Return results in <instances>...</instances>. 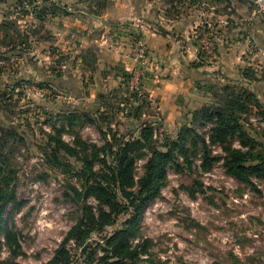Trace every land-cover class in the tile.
<instances>
[{
    "label": "rangeland",
    "instance_id": "374dc122",
    "mask_svg": "<svg viewBox=\"0 0 264 264\" xmlns=\"http://www.w3.org/2000/svg\"><path fill=\"white\" fill-rule=\"evenodd\" d=\"M150 29L185 48L178 59L189 67L179 83L204 100L177 123L167 122L158 100L142 89L146 80H162L161 54L146 38ZM243 35L250 39L239 64L226 52ZM183 36L197 48L193 63ZM141 43L145 60L138 58ZM115 55L132 66L121 72L108 63ZM138 72L139 90L132 81ZM245 91L255 96L246 102L250 114L239 115L247 148L239 132L224 136L214 124L192 121L215 98L236 93L246 100ZM0 140L2 262L47 264L55 257L83 218L68 194L80 190L87 164L110 177L122 158L132 168L127 192L136 198L155 152H171L160 193L131 240L139 255L129 264H264V177L245 183L225 167L232 151L248 153L245 167L264 158V0H0ZM87 205L96 219L101 208L110 213L95 198ZM112 214L114 223L94 231L87 244L103 245L132 218L131 211ZM66 250L70 264H85L75 242Z\"/></svg>",
    "mask_w": 264,
    "mask_h": 264
},
{
    "label": "trees",
    "instance_id": "16d2710c",
    "mask_svg": "<svg viewBox=\"0 0 264 264\" xmlns=\"http://www.w3.org/2000/svg\"><path fill=\"white\" fill-rule=\"evenodd\" d=\"M91 1L97 4L100 2V0ZM245 94L247 97L246 100L243 99L244 96H239L236 93L228 94L225 98H215L218 99L216 100L217 102L215 105L204 106L202 109L192 113V121L195 124L199 123V127L214 124L217 128L216 130L222 132L224 136H233L236 132H239V137L247 148L248 144L245 140L248 135L240 124L239 115L244 114L247 116L250 114L251 110L247 108L246 102H252L251 100L252 98L254 99L255 96L249 94L247 91H245ZM186 131L188 132L190 130ZM179 137V143L184 144V136L181 135ZM57 144L62 150L69 154L74 152L69 145L62 141H57ZM183 144L181 148H183ZM105 146L103 153L106 155V153L111 150L112 145L107 140ZM2 153L3 151L0 149L1 165L4 164ZM246 155L248 156V153L231 152L230 157L225 162L228 174L245 183L249 182L251 175L264 177V158L258 156L253 159V161L258 162L257 164L245 167L242 166L241 161H243L242 159ZM107 156H109L108 153ZM170 159L171 152L167 154L155 152V156L150 161L147 168L149 178L148 180H143L141 182L142 196L136 198H133V195L127 192V189H131V186H133V178L131 177V174H129L132 168L131 166H129V168H124L122 158L119 159V165H117V167L111 172L112 175L110 177L106 174H95L92 168L87 164L84 172V177L86 178L80 190L76 187H71V191L68 194L71 201L81 207L83 218L70 230L64 243L56 252L55 257L47 264H70L72 260L66 250V246L71 241L75 242L78 249H82V254L85 257V264H129V262L135 261L139 254L131 250V240L139 228L143 213L148 204L160 193L162 174L164 173L165 167ZM111 186L117 188L114 193H111L109 190ZM119 192L122 194L124 202L129 204V207L126 208L123 202H121V199L118 198L117 195ZM89 198H95L101 206H108L110 213H105L101 208L99 212L100 215L96 219L92 212V208L87 205V200ZM125 210L131 211L132 218L130 221L126 222L124 227L117 232V234L108 240L107 238L106 240H103V245L87 244L89 236L94 231H101L105 227L114 223L115 216L112 212L117 213L118 215ZM5 211L6 204L0 205V223L3 220ZM110 258L115 259V261H110ZM0 264L18 263L0 261Z\"/></svg>",
    "mask_w": 264,
    "mask_h": 264
},
{
    "label": "crops",
    "instance_id": "0c3cea01",
    "mask_svg": "<svg viewBox=\"0 0 264 264\" xmlns=\"http://www.w3.org/2000/svg\"><path fill=\"white\" fill-rule=\"evenodd\" d=\"M166 35H169V33H166ZM166 37L155 29H150L146 33L149 47L161 54L160 57H162L163 70L161 71L162 80H156L155 82L146 80L143 83L144 86L142 89L147 92L148 95L158 100L157 104L159 110L164 115L163 117L167 122L177 123L181 121L184 116L190 117L191 111L199 109L202 106L203 98L197 97V90L194 89L193 86L188 85V83H179L181 79H178V75L180 76L181 73H185L186 67H189L187 62L178 59L181 50L185 48L175 44L172 40H168ZM248 39L250 38L243 35L241 40L233 42L232 49L226 52L227 56L236 58L240 64L238 58H244L243 53L246 51ZM181 40L186 46V54L190 57V63H193L194 60L198 58L195 44L192 42L188 43L187 38L184 36ZM110 61L108 62L109 64L121 67V72L123 69H129L128 67L132 66L131 62L120 55L113 56ZM177 62H179L180 65L177 66L178 70L175 68ZM164 76L167 78H164ZM110 85H114V78L111 76L108 77V87H110Z\"/></svg>",
    "mask_w": 264,
    "mask_h": 264
},
{
    "label": "built area",
    "instance_id": "2783aa9c",
    "mask_svg": "<svg viewBox=\"0 0 264 264\" xmlns=\"http://www.w3.org/2000/svg\"><path fill=\"white\" fill-rule=\"evenodd\" d=\"M138 58L145 60L146 58V49L142 46V43L137 48ZM142 61V60H141ZM145 63V62H143ZM144 74L142 72H138L133 78V86L138 90L142 87ZM134 89V88H133Z\"/></svg>",
    "mask_w": 264,
    "mask_h": 264
}]
</instances>
